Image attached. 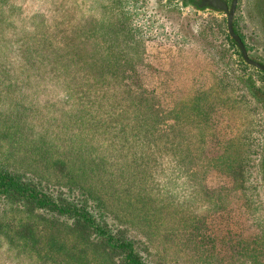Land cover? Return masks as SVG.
Wrapping results in <instances>:
<instances>
[{"label": "rangeland", "instance_id": "374dc122", "mask_svg": "<svg viewBox=\"0 0 264 264\" xmlns=\"http://www.w3.org/2000/svg\"><path fill=\"white\" fill-rule=\"evenodd\" d=\"M243 1L235 28L264 59V34ZM163 2L0 0V165L51 186L72 182V195L153 264H264V109L242 80L264 85V76L220 61L223 17L169 12ZM113 16L119 28L106 35ZM49 51H88L98 62L107 54L134 68L122 79L140 102L126 109L140 110L146 136L129 135L132 113L116 117L123 150L114 160L117 134L105 125L109 107L87 89L93 76L74 84L57 63L28 65ZM36 211L0 198V264H122L101 239ZM47 222L58 225L55 247Z\"/></svg>", "mask_w": 264, "mask_h": 264}, {"label": "trees", "instance_id": "16d2710c", "mask_svg": "<svg viewBox=\"0 0 264 264\" xmlns=\"http://www.w3.org/2000/svg\"><path fill=\"white\" fill-rule=\"evenodd\" d=\"M112 18L110 22L106 23L107 25L105 24L102 26L106 35L114 33L117 28H119V21L115 20L117 17L113 16ZM24 55L25 54H23L22 60L24 59ZM38 55L39 57L37 59L28 61V65H30L33 70L37 69L35 61H40V65L45 64V66H43L44 68H47L48 65L57 63L63 73L61 75V80L64 81V79H69L74 81V84L75 80L82 77L85 72L93 76L95 83L87 84V89L92 91L95 97L100 99L101 103L105 102L107 104L109 110L106 114L108 119L105 125L108 127V134H110V132L111 135L114 134V132L117 134L115 137L118 146L114 152V160L118 155L122 154L123 150V136H120L118 132H116L118 130H120V132L122 131L123 124L120 122V125L114 123L116 117H120L125 113H132L133 115L130 114L133 116V119L131 125L129 124V135L137 140L140 135L146 136L140 134V131H138L140 129V122L144 119L140 110L134 108V110L130 112L126 109L127 102H140L136 94L130 91L129 84L125 82V79H122V77H127V72L130 74L135 73L134 68L129 66L123 67L111 62L110 56L107 54L103 55L102 62H98L95 56L88 51L77 57H75L76 52L70 51L65 58L61 55L57 56V54L54 52L51 53L50 51L49 54L45 55L40 52ZM77 62L83 63L82 67L79 66L81 68L78 71L73 70V65L75 64L76 67ZM49 68H51V66ZM37 75L38 73L34 74V76ZM83 80L85 79L83 78ZM135 86L139 88L137 83ZM98 105L99 104L96 103L93 106L94 108H92L95 113ZM95 116L98 120L97 113ZM146 157H148V155H146L145 158ZM144 163H146V161ZM166 176L164 178H167ZM53 181L55 183H51L54 184L51 186L48 185L50 184L49 179L42 180L41 178L30 177L22 172L12 171L0 165V198L6 200L10 204L20 205L22 208L28 210L40 211V213L36 211L37 214L47 221L48 215L51 218L61 219V221L64 219L67 220L70 224H66V226L68 228L70 227L80 236L86 237L88 233H90V235H94L96 238L101 239L104 248L109 253L116 254L120 258L122 264H153L151 261L143 258L137 250L135 241L132 238L124 237L122 233L118 234L110 229L108 221L105 220V214L91 209L86 199L77 198L72 195V190L75 188L72 182H65L59 178ZM69 194H71V197ZM34 224L37 225L36 223ZM47 224L49 225L48 235L51 240V246L55 247L57 239L54 234L58 225L48 222ZM26 226L27 225L21 227L22 229L25 228L28 233V237H25L35 245L37 243L35 241V230L34 228ZM7 235L10 237L9 234ZM18 237H20V234ZM67 253L69 254V251Z\"/></svg>", "mask_w": 264, "mask_h": 264}, {"label": "flooded vegetation", "instance_id": "af4514ba", "mask_svg": "<svg viewBox=\"0 0 264 264\" xmlns=\"http://www.w3.org/2000/svg\"><path fill=\"white\" fill-rule=\"evenodd\" d=\"M223 4L219 3L217 0H164L163 5H168L169 12H182V13H190L192 16L197 17L198 19L205 17L207 14H215L221 16L225 20L226 25V40L227 42L219 46V59L222 63L231 62L236 59L240 63H244L247 67L255 68L260 74L264 76V69L259 68L253 64H250L247 60H245L244 55L241 51V48L237 41L231 37L229 28H228V16L231 12V7L233 5L232 11V27L234 33L239 37L243 47L245 49L247 58L253 60L264 67V59H259L257 57H251V46L245 39V36L238 32L235 28L236 14L238 12V8L241 7V3H245L243 0H220ZM247 6V7H246ZM246 9L249 8V11L253 18H256L255 23L260 28L262 33L264 34V0H248L246 2ZM227 59L229 61H227ZM230 64H228L229 66ZM233 65V64H231ZM236 72V71H235ZM239 76V74H237ZM243 78L244 76H240ZM246 86V89L249 91L250 95L258 102V104L262 105L264 109V85H260L255 82L252 78L242 79ZM259 168L261 171L262 184L264 187V142L262 145V154L259 158Z\"/></svg>", "mask_w": 264, "mask_h": 264}, {"label": "water", "instance_id": "95a60500", "mask_svg": "<svg viewBox=\"0 0 264 264\" xmlns=\"http://www.w3.org/2000/svg\"><path fill=\"white\" fill-rule=\"evenodd\" d=\"M217 1H219V3H221V4H223V2H221L220 0H217ZM233 5H234V2H233ZM233 5L231 7V12L229 13V16H228V28H229L230 35L239 44V46L241 48V51H242V53L244 55L245 60H247L250 64H253V65H255V66L259 67V68H263L264 69V67L261 64H259V63L255 62V61L250 60L249 58H247V55H246L245 49L243 47V44L241 43L239 37L233 31V27H232V11H233Z\"/></svg>", "mask_w": 264, "mask_h": 264}]
</instances>
